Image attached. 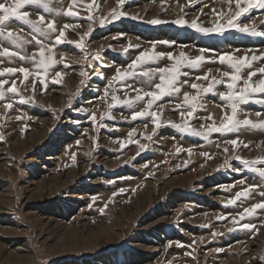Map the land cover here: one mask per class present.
Here are the masks:
<instances>
[{"label":"rangeland","instance_id":"1","mask_svg":"<svg viewBox=\"0 0 264 264\" xmlns=\"http://www.w3.org/2000/svg\"><path fill=\"white\" fill-rule=\"evenodd\" d=\"M70 3L71 0H53L52 6L66 11ZM117 7V0H77L73 6L76 17L46 14L35 6L24 9L29 11L30 19H37L39 14L55 19L58 30L64 24L76 26L66 29L65 42L54 48L55 58L63 63L49 69L46 87L41 83L42 69L41 79L30 75L24 81L22 73L0 77L8 80L3 89L5 99L0 101V264H264V209H257L255 215L244 220L238 215L244 208L264 201L258 194L264 191V178L231 159L237 154L249 160L264 157V131L242 128L226 136L213 133L206 140L181 133L168 123L181 122L178 111L173 109L182 101L183 93L196 95L191 83L207 86L212 77L219 79L223 71H232L212 58L225 53L260 55L264 52V37L235 30L223 36L204 35L174 23L146 22L180 17L191 21L198 17V23L211 27L225 22L220 14L228 12L227 0H197L194 5L188 0H125L122 10L129 16L107 22L111 19L109 13ZM231 8L237 10L234 2ZM89 15L94 22L86 19ZM132 15L140 18L131 19ZM248 15L258 30L264 31V10L249 9L240 19ZM101 18H107L103 26L99 24ZM6 23L7 30L32 39L31 29L22 21L13 18ZM89 23L93 30L84 36ZM81 37L92 67L84 63L83 50L66 42ZM158 41H174L157 43L156 51L171 52L177 57L181 51L189 57L199 55V49L209 51L204 53L206 62L200 69H182L191 78H180L188 80L180 96L172 97L171 103L169 97L158 102L165 105L161 109L162 126L149 141L144 137L152 134L154 125L141 119L123 120L122 115H130L127 106L112 108L113 119L104 116L107 105L112 103L111 89L108 97H104V91L117 69H126L136 56L151 51L152 42ZM129 43L139 47H129L125 53L123 48ZM5 47L21 55L35 53L39 59L34 41L20 50L6 39L5 33L0 37V51ZM96 51L100 53L99 60L93 59ZM172 63L162 58L142 67ZM261 66L264 61L253 62V69ZM7 67L37 70L31 60L0 57V71ZM81 70L89 73L83 85ZM56 71L64 73L60 84L51 81ZM205 74L208 80L196 79ZM259 78L258 74L253 80ZM33 80L35 89L31 87ZM13 81L17 94L8 92ZM127 82L141 87L139 81ZM155 82H159L158 76ZM123 83L112 82L118 89L115 94L121 99L134 97L135 92L125 96ZM217 90L226 88L217 85ZM21 98L28 102L21 103ZM256 99H264V94H258ZM202 102L206 108L186 118L196 129L202 124L212 125L213 121L218 125L225 111L231 114L229 108L223 107L226 102L216 95L207 94ZM7 104L12 107L7 108ZM241 109L239 119L264 120V115H255L257 111L264 113V105L252 101L241 105ZM93 113L95 122L91 119ZM210 114L212 119H199ZM130 132L132 140L148 147L142 150L135 143H127ZM237 137V146L222 142ZM226 159L228 164L221 167ZM249 185L261 187L247 200L241 198L243 203L228 204ZM234 218L237 223H233ZM244 223L255 225L259 231L243 229Z\"/></svg>","mask_w":264,"mask_h":264},{"label":"snow or ice","instance_id":"2","mask_svg":"<svg viewBox=\"0 0 264 264\" xmlns=\"http://www.w3.org/2000/svg\"><path fill=\"white\" fill-rule=\"evenodd\" d=\"M189 4L194 5L197 0H188ZM235 3L236 11H233L231 5ZM125 0H117L118 7L113 9L110 13V20L107 22H112L120 19L121 17L129 16L128 13L122 10ZM229 4V10L227 13H221V18L225 21L224 23L216 22L211 27L203 26V22L198 23V17L192 19L191 21L180 17L173 21H165L158 18H154L146 21L151 25H161L165 23H174L180 26H186L195 31L202 33L204 35H225V33L230 30H235L241 34H248L252 36H261L264 37V31H259L257 26L254 23V19L251 15H248L244 20L240 18L249 12V9H261L264 10V0H227ZM53 0H11V3L0 2V37H4L6 33V39L11 42L13 46L17 49L24 50L27 45L32 44L33 41L38 46V55L37 59L36 54L33 53L31 56L21 55L19 52L10 51L9 48L5 47L0 51V57H8L10 60L13 57H19L20 60H31L35 64L37 69L35 72H30L27 67H7L0 71V77H4L6 74L15 76L16 73L23 74V80L28 81L30 75H34L36 79H41L40 69L43 70V77L41 83L46 87L45 80L49 78V69L53 68L55 65L63 63V60H57L54 55L55 46L65 42L66 29L74 28L76 25L73 24H64L61 29H57L55 19H46L44 14H39L37 19H30L29 11L24 10L26 6H35L43 10V13L46 14H55L56 16L64 14L68 17H76L77 12L73 11V6L77 4V0H71V3L67 7V10L57 9L52 6ZM241 4L246 5L241 7ZM91 10V5L87 6ZM183 7V6H181ZM202 12V9H201ZM212 14H216V10L212 9ZM16 21H22L25 25L29 26L31 29L32 39H25L23 36L19 35L15 31L7 30L8 24L6 22L11 21L12 19ZM131 19H138L140 17L132 15ZM90 22L93 21L91 15L86 18ZM107 18L99 19V24L103 26ZM251 21V22H250ZM92 24L89 23L88 30L85 32L84 36H88L92 31ZM70 44H75L79 49L84 51V63L89 67H92V62L87 59L89 53L85 48L84 37H81L78 41H66ZM174 44V41H158L152 42L151 51L145 50L142 51L131 63L127 65V68L124 70L117 69L116 74L109 81V86L105 88L104 97H108L109 89H111V100L112 103L107 105V111L104 113L108 119H113L111 109L117 105L127 106L130 111L129 116H123L122 119L128 121H136L137 119L150 121L154 125L152 134L146 135L144 138L151 141L152 136L155 135L156 130L159 129L161 125V109L164 108V104L158 103L164 100L165 97H169V103L172 102V97H179L181 90L184 84L188 83V80L185 79L181 81V77H190L189 72L182 71L183 68H188L192 70H198L206 62V56L204 53L208 52V49H199V55L195 57H189L184 51L179 53V56H175L173 53H163L156 51V44ZM129 47H139L138 45L133 46L129 43L128 47H124L123 51L128 52ZM239 51V50H237ZM162 58H167L168 60L173 61L171 66L164 67H150L144 69L142 66L149 63L156 64ZM93 59L99 60L100 53L96 51L93 54ZM213 60L218 59L220 65H227L232 71H223L221 78L217 79L212 77L210 83L207 86L198 83H191L190 87L196 90V95L189 93H183L182 101L175 104L173 110L178 111L179 116L181 117L180 123H175L169 121L174 128L179 130L181 133H187L189 135L202 137L206 140L213 133H220L222 135L235 134L239 133L241 129L245 130H262L264 131V120L258 122H253L251 119H239L238 113L242 112L241 105L248 104L249 102L254 101L257 104L264 105V99H256L258 94H264V66H261L257 69H253L254 61H264V52H261L260 55L253 54L250 57L248 55L236 56L231 53H225L218 55L217 57L212 58ZM66 67L68 65H65ZM247 69L246 75H244V70ZM260 75L258 80H253L254 77ZM64 75L61 71H56L51 75V81L55 84L61 83V78ZM79 75L83 78L80 83L83 85L85 79L88 78L89 73L85 70H81ZM158 76V81L155 82L156 77ZM143 78V79H141ZM227 78V79H225ZM197 80L203 79L208 80L209 76L205 74L203 77H196ZM139 81L141 87H135L133 83H128L127 81ZM124 82L122 87L124 89L125 96H128L129 92H135L136 95L131 98L121 99L115 93L118 91L117 88L113 87L112 82ZM8 83L7 79L0 80V101L5 99V92L3 91L4 85ZM217 85L225 86V91H218ZM25 89L28 88V85L25 84ZM31 87L35 89L36 83L35 80L32 81ZM8 92L17 94L18 90L16 87L15 81L12 82V85L8 88ZM79 89L77 90V94ZM207 94H212L218 96L220 101L226 102L223 107L229 108L231 114L229 115L227 111L224 112L223 117L218 125L213 121L212 125H201L200 129H196L191 126L189 119L193 118L194 114L198 109L204 110L206 108L205 104L202 102L203 96ZM31 99V98H29ZM28 102V100L21 98V103ZM141 102H143V107H141ZM7 108H11V104L5 105ZM71 106V101H69V107ZM139 108V110H137ZM247 115V113H245ZM257 117L264 115L261 111L255 113ZM91 119L95 122L96 115L92 114ZM199 119H212L211 114L208 117H199ZM105 127L107 125H104ZM148 124L145 123V129ZM133 133H129V140L127 143H135L140 149H146L147 144H140L138 140H132L131 137ZM2 139V137H0ZM237 139H224L222 142L225 145H238ZM240 144H243L245 148H248V144H244L243 141H239ZM219 146V145H218ZM224 152H228V148L225 147ZM191 151L190 149L188 150ZM203 155H208L203 153ZM75 159V157H73ZM231 159H236L245 165L248 169L259 174L260 177L264 178V157H257L256 159L249 160L244 159L240 155H234ZM228 159L225 160L224 164L221 167H224L228 164ZM258 165H261L258 167ZM239 171V169H237ZM261 186L259 185H249L246 188L238 191L234 198L228 200V204L236 205L237 201H242L241 198L247 200L251 197L253 192ZM123 191V190H121ZM258 194L264 197V191H258ZM257 209H264V201L256 203L251 207L244 208L243 212H240V220H244L246 217H252L256 214ZM233 223H237L235 218ZM241 227L249 231H259L255 225L251 223H244ZM213 237L217 233H212ZM183 246V245H181ZM189 247H191L189 245ZM191 255V253H188Z\"/></svg>","mask_w":264,"mask_h":264}]
</instances>
